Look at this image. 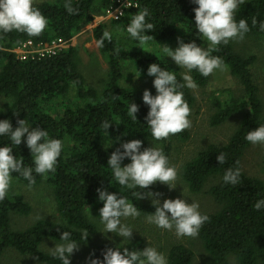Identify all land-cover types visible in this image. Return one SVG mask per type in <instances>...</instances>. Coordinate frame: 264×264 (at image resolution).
<instances>
[{
    "label": "trees",
    "instance_id": "1",
    "mask_svg": "<svg viewBox=\"0 0 264 264\" xmlns=\"http://www.w3.org/2000/svg\"><path fill=\"white\" fill-rule=\"evenodd\" d=\"M116 1L72 0L73 7L79 12L70 15L64 7L66 0H44L36 5L48 19L42 35L30 37L16 31L0 32V95L5 99L0 108V120H10L15 128L18 119H27L30 128L46 129L49 138H58L64 143L55 173L41 176L33 172L35 185L44 182L50 190L60 221L41 219L27 228L11 230L9 213L27 215L31 206L22 195L8 192L0 201V256L5 248L11 247L39 262L62 264L51 252L40 249L41 240L48 236L61 241V233L68 231L72 239L87 242L97 231V223L101 222L99 209L103 202L98 199L97 188H107L109 192L127 197L138 207L139 218L151 215L155 206L145 200L148 196L137 199L133 193L147 194L167 185L158 182L148 190L121 186L108 166V159L122 143L140 139L143 142L141 151L152 145L162 147L170 163L176 165L173 153L190 137L187 129L167 140H154L145 119L149 106L142 99L144 90L120 85L119 80L123 77L124 64L128 62L133 64L138 74L148 76L153 83L155 77L149 76L147 69L150 64L158 63L162 68L174 71L178 81L183 83L179 65L157 51H144L126 28L131 17L146 7L150 13L146 21L154 25V30L145 33L154 37L147 43L155 41L178 47L180 38L185 43L194 40L207 48L208 42L195 26L194 8L198 5L193 0H137L136 6L127 9L120 20L108 21L107 24L98 22L97 15ZM253 16L258 21L256 26H252ZM240 19H245L250 28L245 38L261 39L264 31L260 30L259 22L264 21V0H246L236 11L237 22ZM86 27H90L96 42L109 28L113 33L110 32L111 42L105 40L103 47L98 46L107 63L106 79L100 88L86 86L78 68L74 36ZM53 38L67 40L55 55L20 61L10 52L13 46L25 40L47 43ZM218 47L219 51L212 54L224 60L236 87L211 94L208 121L214 127L238 116V122L225 142H210L176 165L178 177L188 192L207 195L217 209L201 211L209 216V220L191 244L173 243L165 248L168 264H193L196 250L201 254L202 264H264V208L256 210L254 207L258 200L264 199V181L245 173L241 167V158L252 144L245 139L248 131L264 124L263 97L253 70L257 58L252 53L238 50L234 41ZM189 74L199 88H203L210 79V75L202 76L196 70ZM182 91L192 110L196 102L193 91L187 87ZM71 93L76 98L74 103L67 99ZM132 102L139 106L137 120L128 115ZM104 121L112 122L108 133L102 127ZM5 145L13 148L18 159L23 158L26 167L34 168L26 145V134L19 146L14 145L9 136H0V147ZM221 152L226 153L224 164L217 160ZM130 162V158H125L121 166ZM229 168H240V184L224 182V173ZM12 175V181L28 187L29 182L23 176L18 173ZM85 230L89 232L87 241L82 239ZM117 246L121 249L128 247L131 251L143 250L146 244L140 238L116 245L101 241L91 248L82 264H90V254L91 258L102 261L103 252Z\"/></svg>",
    "mask_w": 264,
    "mask_h": 264
},
{
    "label": "clouds",
    "instance_id": "2",
    "mask_svg": "<svg viewBox=\"0 0 264 264\" xmlns=\"http://www.w3.org/2000/svg\"><path fill=\"white\" fill-rule=\"evenodd\" d=\"M198 5L194 8L195 26L202 37L208 42V47L198 45L194 40L185 43L178 38L179 46L174 50L165 44L163 52L167 57L187 71L182 73L183 83L178 81L174 71L164 69L158 63H152L147 69L149 76H154L153 85L156 95L145 89L143 102L149 106L145 119L151 130L154 140H167L170 136L191 128V107L184 98L182 89H196L198 85L189 74L192 70L198 71L202 76H209L216 70L224 71L227 68L224 60L213 52L219 51V45H227L230 41H242L245 34L250 31L245 19L236 20V11L246 0H193ZM37 0H0V32L12 31L26 33L30 37L43 34L48 26V19L36 6ZM131 6V5H129ZM65 9L70 15L78 14L79 9L73 7L72 0H66ZM122 15V13H120ZM150 15L148 8H143L131 17L127 26V32L141 45L154 38L145 33L154 30V25L146 21ZM118 18V17H116ZM258 23L255 16L252 17V26ZM259 28L264 31V21L259 22ZM112 41L111 33L104 31L97 42L99 47L104 42ZM143 49V48H142ZM144 51L148 52L146 49ZM119 49H117V53ZM139 77V76H138ZM139 106L132 102L128 108V115L137 120ZM14 115H18L14 112ZM27 119H18V126L13 128L10 120H0V136H9L14 145H21L26 134V145L30 149L34 168L26 167L23 158L18 159L13 154V148L5 145L0 147V201H3L12 185L13 173H18L28 180V188L31 189L36 181L33 172L41 176L55 173L56 165L64 148V143L58 138H49L48 131L39 127L31 128ZM112 122L104 121L102 127L107 131ZM120 123V122H116ZM245 139L253 145H264V124L248 131ZM43 141V142H41ZM143 142L140 139H132L116 148L108 159V166L112 169L115 180L119 185L128 189H150L151 185L159 182L169 189L176 187L179 169L171 164L169 157L162 147L150 146L141 151ZM121 148L123 151H121ZM125 158L131 162L122 165ZM219 164L226 162V153L221 152L217 156ZM239 163V162H237ZM240 168H229L225 171L223 180L226 184L237 185L241 183ZM98 199L103 202L99 209L101 223L106 233H115L123 239L131 240L133 228L122 223V219L140 216L138 207L127 197L116 192H109L107 188H97ZM133 195L137 199L145 196L153 197L152 203L155 211L146 217V221L157 227L172 231L174 229L178 238H195L203 225L209 220V216L200 211L198 202L189 203L186 199H164L163 203L156 197L161 193L148 191ZM256 210L264 208V199L258 200L254 205ZM89 232L82 233V239H88ZM63 243L55 244L51 255L59 259L62 264H70V257L74 251L79 250V242L71 238V233L63 231L60 235ZM90 264H168L164 253L154 246H147L143 250H129L128 247H109L103 252V260L91 258Z\"/></svg>",
    "mask_w": 264,
    "mask_h": 264
},
{
    "label": "rangeland",
    "instance_id": "3",
    "mask_svg": "<svg viewBox=\"0 0 264 264\" xmlns=\"http://www.w3.org/2000/svg\"><path fill=\"white\" fill-rule=\"evenodd\" d=\"M41 1L44 0H37V2ZM102 18L103 11L97 15V21L101 23L104 22L106 24L110 21L103 20ZM107 31L112 33L110 28ZM74 38L77 43L78 68L84 77L85 85L100 88L103 81L106 79L107 63L105 57L98 49L97 42L92 38L90 27H86L78 32ZM234 45L243 53H252L256 56L257 60L253 65V70L255 72L256 81L260 85V93L264 102V35L261 39L244 38L242 41H234ZM164 46L165 44L162 42L149 41L148 43L146 42L141 45V48L149 51H157V53L172 60L171 57H167L163 52ZM171 48L173 49L176 47L172 44ZM131 64L125 62L122 69L123 77L119 80V84L133 87L137 90L148 89L156 94V89L150 78L148 76L138 74L135 71L133 64ZM181 71L184 73L187 70L182 68ZM234 87H236V83L229 75L228 68H226L224 71L216 70L213 74H211L209 82L203 88L197 87L196 89H191L196 97V102L190 116L192 121V126L188 129L190 137L186 143L182 144L180 148L173 153V159L176 161L177 166L183 160L194 155L198 149L204 147L206 144L210 142L223 143L226 141L238 122V116H235V118H232L229 122L213 127L208 121L210 114L209 102L213 92L217 94L218 91H225L227 88ZM67 99L71 103L76 101L73 93L69 94ZM4 102L5 99L2 95H0V108ZM241 159V167L245 173L259 177L264 181V145L251 144ZM157 183H155V185ZM176 184L177 185L174 189L170 190L167 186L165 188L156 189L153 192L162 194L159 197H156L160 200L161 204L164 199L182 198L186 199L189 203L192 201L198 202L200 205V211L202 212H213L217 209V205L207 195H194L188 192L179 177ZM162 185L164 186V184ZM13 192L22 195L24 199L30 203L31 210L27 215L10 212L9 226L11 230L27 228L34 224L37 220L41 219L55 222L60 221L55 209L53 198L50 194V190L44 182L29 189L26 185H22L17 181H12L9 193L12 194ZM145 200L152 202L153 197H147ZM122 223L133 228L131 240L137 238L143 239L146 247L154 246L158 251L164 254L165 248L169 247L173 243L189 245L193 240L191 237L178 238L174 229L172 231L161 229L155 224L148 223L146 218L128 217L126 219H122ZM97 225V231L90 236V239L87 242H79V250L74 251L71 255L70 264H82L87 260L91 248L101 241H108L113 245L126 241V239H123V237H120L115 233H106L104 225L101 222H98ZM60 243H63V241H57L45 236L41 240L40 249L44 252H52L55 244ZM0 264L46 263L36 261L29 255H22L14 248L7 247L1 253ZM193 264H202L201 254L200 252H197V250Z\"/></svg>",
    "mask_w": 264,
    "mask_h": 264
},
{
    "label": "built area",
    "instance_id": "4",
    "mask_svg": "<svg viewBox=\"0 0 264 264\" xmlns=\"http://www.w3.org/2000/svg\"><path fill=\"white\" fill-rule=\"evenodd\" d=\"M136 2L137 0H117L116 3L103 10L102 19L118 21L122 18L127 9L136 6ZM120 13H122V15ZM66 42L67 40H63L61 38H53L47 43H34L32 40H25L13 46L10 49V52L15 56L16 59L24 61L33 58H40L43 56L55 55L65 46Z\"/></svg>",
    "mask_w": 264,
    "mask_h": 264
}]
</instances>
